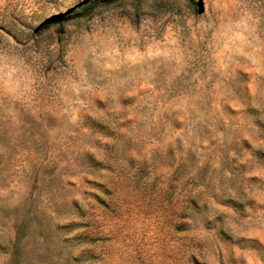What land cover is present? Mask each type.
I'll list each match as a JSON object with an SVG mask.
<instances>
[{
  "label": "rangeland",
  "instance_id": "rangeland-1",
  "mask_svg": "<svg viewBox=\"0 0 264 264\" xmlns=\"http://www.w3.org/2000/svg\"><path fill=\"white\" fill-rule=\"evenodd\" d=\"M0 264H264V0H0Z\"/></svg>",
  "mask_w": 264,
  "mask_h": 264
}]
</instances>
